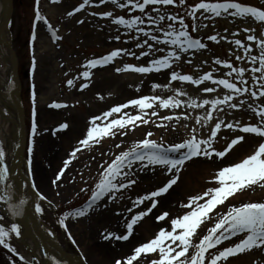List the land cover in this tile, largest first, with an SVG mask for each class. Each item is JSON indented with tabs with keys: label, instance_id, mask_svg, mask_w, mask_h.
Returning a JSON list of instances; mask_svg holds the SVG:
<instances>
[{
	"label": "rangeland",
	"instance_id": "rangeland-1",
	"mask_svg": "<svg viewBox=\"0 0 264 264\" xmlns=\"http://www.w3.org/2000/svg\"><path fill=\"white\" fill-rule=\"evenodd\" d=\"M191 3H190V2ZM225 0H205V2H221ZM248 3L250 5L259 6L264 8V0H236ZM121 3L125 0H120ZM201 2V0H187L185 5L175 6H159L161 13L167 15H177L184 18L185 23L189 25V32L193 37L202 39L206 45L205 49L199 51H189L188 53H178L181 56L179 61L173 62V68L162 70L160 73L152 72L147 74L135 73L132 71L117 72V68H123L125 65L134 66H147L151 59H160L167 55L168 51H172L171 47L165 45L155 44L153 41L149 43L153 44V52L149 57H142L137 59L135 55L131 53L140 54L142 51L147 50V46L144 49L136 47L138 42H143L144 37L141 32L137 30H129L122 26H117L111 23L110 18L102 19L100 15H93V13L100 14L107 11L113 12V17L124 16L126 19H131L136 15H141L145 19L143 27L146 31L151 32L153 35H157L163 38V30H169L168 25L172 23L165 19L159 23V26L151 25L147 19L140 14L138 10L133 11L130 8L120 9L117 6L111 4H100L99 0H90L89 4L85 6L84 11L76 13L73 16H68L69 11H73L76 7L83 3V0H63L60 3L50 5L49 0H42L39 4V12L48 20V24L52 26V29L56 31V34L61 37V41H54L51 39V32L48 31V27L41 21L33 19L37 13V4L35 0H15V13L14 23L12 28V35L14 39V45L20 56V77L22 82V95L24 97L26 111L30 106L28 98L32 95L33 109L37 107L39 101L40 112L46 109L47 111H53L50 107L53 103L64 102L68 107L59 113L57 120L50 121L42 116H38V120L35 123L36 133L34 139V151L32 156V165L28 169V173L38 183L37 174L35 169L44 170L47 173L46 189H37L39 195L46 197L41 204L42 211L45 214L47 221L60 231V239L63 245L73 255L80 257L84 255V258L88 264H115L117 259L126 257L131 254L136 246L146 242V235H144L145 229L142 227L133 229V238L128 243L126 250L119 251V246L125 244H119L116 239H104V235L112 233L113 235H121L127 232L126 225L130 222L131 218L141 211H146L151 207L152 201L145 200L144 203L137 205L135 201L138 198H142L149 195L151 192L159 189L168 179L170 174L167 169L161 165L142 167L139 162H136L132 166V170L129 172V178L135 180L136 183L131 185L127 189L115 194L116 198L105 197L94 208L90 209L88 213L82 217H77L75 212L86 206L87 202L91 198V195L95 191V185L99 182L101 174L104 171L100 167L101 164L107 166L116 156L121 153L130 150L136 143L146 138L147 132L151 131L154 135L151 137L158 144L164 147H169L175 143L184 142L192 135L191 129L197 130L198 138H207L210 129L214 127V124L223 121L221 131L218 133L217 139L214 142V147L217 150L223 149L226 144L230 143L232 139H235L239 135H245L238 130L234 131L226 127L227 123H240V124H254L258 123V118H254V114L250 109L240 108L239 110L231 109L227 106H223L224 111L213 113L212 121H204V126L195 123L197 117L205 116L210 111V106L205 108H188L187 104L191 100H196L198 103H202L204 99L222 98L223 94L227 93V90L222 89V86H214L211 81H206L204 84L197 87L196 85L188 82L171 81V71H176L181 75H192L194 79H199L201 75L208 72L213 73L214 79L228 78L225 73L228 69L223 65H216L214 61L220 59L221 61H227L232 63L234 67H244L249 69L251 65L248 63L247 58L237 61L236 55L243 57V49H238L233 43L235 39H240L246 44L252 42L247 41V35L243 31L244 28H253L254 32L251 33L256 36L257 42L264 39V24L257 22L251 17H231L224 14L220 17L212 16L210 13H197V19H186L187 11L194 5ZM179 3V0H178ZM53 11H49L50 9ZM152 16H156V13L151 10V6L146 10ZM83 20L84 23H78ZM197 27L196 31H192V26ZM207 25V27H205ZM173 27L179 30L180 25L178 23L173 24ZM227 30V31H225ZM237 32L239 36H233L231 33ZM35 35V39L33 36ZM210 35H217L219 43L210 41L208 37ZM120 39L117 40L116 37ZM139 36L137 41L135 37ZM223 37H227L224 39ZM47 43H44V42ZM50 45V47H49ZM50 48V51L47 50ZM163 48L161 52L158 49ZM117 49H127L128 52L122 53L116 57L114 63L108 67L105 65L101 70H90L91 75L88 79L82 77V72L89 70L85 68V65L92 59L101 58L112 51ZM253 55L259 54L258 46L253 47ZM189 61H191L189 63ZM30 65L32 67H30ZM38 68L40 69L37 73ZM51 70V83L47 86L53 87V95L49 100H45V96H48L51 92L49 89H45L48 93L41 94L39 86V77L36 75L43 74L46 70ZM111 75L117 77H124L122 83H127L125 89H119V86L115 81L109 80ZM159 77L161 79V87L153 89L148 88L147 91L139 89L136 86V81L148 82ZM246 78L249 79L250 87L253 85L251 80V73H246ZM73 80V85L69 86L67 81ZM231 79V78H229ZM87 84L86 88L81 89V85ZM129 85V87H128ZM29 87L31 91L28 92ZM205 87H216L217 91L214 93H206L203 91ZM176 91H181L184 95L178 97L182 101L181 107L176 109H163L156 106L151 109H146L151 123L141 124L136 128L134 134L126 136L120 134L117 130L115 138L105 137L98 144H93L89 148L83 149L77 153V157L74 158L71 170H68L66 174L60 177L57 184L53 183L56 179L58 171L63 167L64 161L70 158V153L76 147L80 146L79 141L86 136V131L90 126V121L95 116H102L104 112L109 111L111 108L128 103L131 99L141 98L145 95L159 96L161 98H169L175 96ZM36 97L38 99H36ZM40 99V100H39ZM248 102V104H258L259 101H255L248 96L241 97ZM236 102V101H234ZM52 108V109H51ZM159 112V117H153L150 114L153 112ZM54 112H56L54 110ZM126 113L132 115L139 114V110L133 107L123 109L121 113L113 114L109 120L120 119L124 117ZM164 115H171L174 117L172 121L162 120L160 117ZM188 115L190 118L184 120L183 116ZM176 117L181 119L177 120ZM54 118V117H53ZM79 120L80 131L76 133L74 137L71 134H66L72 127L71 120ZM49 122H46V121ZM175 122H178L176 125ZM67 123L70 125L65 131H60V125ZM101 124V121H97ZM139 123V122H137ZM157 123H162L166 127H157ZM187 126V127H186ZM137 133V134H136ZM69 136V137H68ZM67 137L66 139H64ZM72 137V138H70ZM245 141L234 146L233 150L229 152L224 160H228L223 163V166H230L238 161L237 151H240V147L247 141V139L255 140L253 144H257L260 138L251 134L245 136ZM135 140V141H134ZM117 144L122 147H116ZM255 146H258L255 145ZM243 154V153H242ZM241 154V155H242ZM102 156L99 161L95 159V156ZM213 159L209 160L204 157L193 158L187 161L185 166L180 171V178L176 185L168 192V194L158 201L156 208L152 209L151 213L143 217L137 222L138 226L145 221H155L156 217L164 212H168L169 216L162 222L164 228H169L170 221L173 218L180 216L187 210L181 205L185 203L190 196H183L178 203L172 205H165L164 200L171 198L180 187L187 188L188 174L192 170L209 164L211 166L209 176L211 179L205 178V186L214 187L215 176L220 169H216L212 163ZM76 163V164H75ZM213 165V166H212ZM128 171V169H125ZM157 177L155 178V176ZM183 175V176H182ZM182 177V178H181ZM195 181V178L192 179ZM58 185V186H57ZM192 186V185H191ZM38 188V186H37ZM124 190V191H123ZM200 193V192H199ZM196 193V194H199ZM193 196V195H192ZM240 196L242 199L240 202L234 201V198ZM252 197H257L253 199ZM247 202H264V189L253 188L252 190H246L243 193H237L235 197L229 199L226 205L220 206L217 211L226 208L230 205H241ZM2 204H0V223L3 225H9V242L21 253L23 257V245L18 242V238L14 233H11L10 225L12 224L9 216L3 210ZM68 215V219L65 220L67 228L61 225L60 221L63 216ZM58 215V222H56V216ZM215 216V213H213ZM169 222V225L167 223ZM136 224V225H137ZM213 221H209L207 226H211ZM135 225V226H136ZM134 226V227H135ZM157 227V228H156ZM152 232L151 239L155 237L158 232L156 226ZM141 229L143 237L141 235ZM205 225H202L198 230V233L202 235L204 233ZM134 231L136 234H134ZM138 232V233H137ZM195 240V238H193ZM238 241L237 238H233ZM16 241V242H15ZM223 246H230L232 241H225ZM1 246V245H0ZM103 253L112 251V254H108L107 258H103L96 251V247ZM125 251H128L125 253ZM240 257V258H239ZM25 258V256H24ZM151 257H141L140 261L136 264H149ZM10 263V260H8ZM23 264H30L24 259ZM0 264H8L7 261H1ZM228 264H264V247L255 248L251 251H245L236 256L230 257Z\"/></svg>",
	"mask_w": 264,
	"mask_h": 264
},
{
	"label": "snow or ice",
	"instance_id": "snow-or-ice-1",
	"mask_svg": "<svg viewBox=\"0 0 264 264\" xmlns=\"http://www.w3.org/2000/svg\"><path fill=\"white\" fill-rule=\"evenodd\" d=\"M53 3H58L59 0H52ZM90 0H83V3L76 7L73 11L67 13L68 16H73L76 13L81 12ZM111 3L120 9L130 8L133 11L138 10L140 14L147 19L151 25L159 26V23L165 21L169 23L168 29L163 30V38L153 35L151 32L146 31L142 25L145 23V19L141 15H136L131 19H126L124 16L113 17V12L107 11L104 13L93 15H100L102 19L110 18L111 23L117 26H122L129 30H137L141 32L144 37L143 42H138L136 47L144 49L147 46V50L142 51L140 54L131 53L135 55L139 60L142 57H149L153 52V44L149 41L155 42L158 45H165L171 47L173 50L168 51L167 55L160 59H151L147 66H134L125 65L123 68H117V72L132 71L135 73L147 74V73H160L162 70L172 69L173 62L179 61L181 56L178 53H188L189 51H199L206 48V45L201 42L200 39L194 38L189 32V25L185 23L184 18L177 15H165L161 13L159 6H175L177 0H125L121 3L120 0H99L100 4ZM186 0H179L180 5H185ZM37 4V21H44L48 30L51 32L53 40H59L60 37L56 34V31L52 30V26L48 24L45 17L39 12L40 0H36ZM151 6V10L156 13V16H152L146 12ZM210 13L212 16L220 17L227 14L231 17H251L255 21L264 24V10L254 6H245L239 2H233V0H225V2H201L195 4L188 10V15L197 19V13ZM78 23H84L83 20ZM178 23L180 25L179 30L173 27V24ZM207 27V25H205ZM197 27L192 26V31H196ZM227 31V30H225ZM244 32L249 33L247 35V41L252 42L246 44L240 39L229 41L233 43L236 48L243 49V57L236 55V60L240 61L242 58H247L248 63L251 65L249 69L244 67H234L232 63L227 61H221L216 59L214 63L216 65H223L228 69L225 76L228 78L214 79L213 73L201 75L199 79H194L192 75H181L176 71H171V81L188 82L190 84L199 87L206 81H211L214 86H222V89L227 90L226 94L222 95V98L204 99L202 103H198L196 100H191L188 104V108H205L210 106V111L205 116L197 117L195 123L204 126V121H212L213 113L219 109L224 111L223 106H227L231 109L239 110L240 108L250 109L254 114V118H258V123L254 124H240V123H227L226 127L234 131L238 130L244 134H254L255 137L260 138L257 141L258 146L253 152L247 155L246 158L233 163L230 166L222 167L215 176L214 187H208L205 191L198 195L191 196L181 207L187 211L180 216L171 219L170 230L169 228H161L154 238L148 242L142 243L136 246L132 253L126 257L117 259L115 264H136L140 261L141 257H147L153 255L149 264H228L230 257L236 256L245 251H251L255 248L264 247V202H247L241 205H230L226 208L217 211L220 206L227 204L230 198L235 197L237 193H243L246 190H252L253 188L264 189V39L257 42L253 28H244ZM233 36H239V33H231ZM227 39V37H223ZM35 39V36H33ZM120 39L119 36L116 37ZM139 41L140 37H135ZM210 41L219 43L217 35H210L208 37ZM258 46L259 54H251L253 47ZM159 51L163 52L164 49L160 48ZM128 52L127 49H117L110 54L105 55L99 59H92L86 65L85 68L89 69L82 72V77L86 80L90 77V70L98 66H105L111 63L116 57L122 53ZM191 61H189L190 63ZM251 73V80L254 82L250 87L249 79L246 78V73ZM231 78V79H229ZM69 86L73 85V80L67 81ZM88 85H81V89L86 88ZM161 85L154 84L153 89L159 88ZM206 93H214L217 91L216 87H205L203 89ZM184 95L181 91H176L175 96L169 98H161L159 96L145 95L141 98L131 99L128 103L111 108L109 111L103 113L102 116H95L89 122L90 126L86 131V136L79 141L78 147H76L70 153V158L64 161L63 167L58 171L56 179L53 180L54 184L63 176L64 171L72 163V159L77 157V153L81 152L85 148L98 144L105 137L115 138L117 130L120 134L127 136L130 131H135L141 124H148L153 121L147 119L149 113L146 109H151L159 106L163 109H176L180 108L182 101L178 97ZM248 96L255 101H259L258 104L252 105L241 97ZM236 101V102H234ZM133 107L139 110V114L132 115L126 113L124 117L120 119L109 120L113 114L121 113L123 109ZM52 108H61L65 105L53 103L50 105ZM153 117H159L160 113L153 111L151 114ZM162 120L172 121L174 119L171 115H164L160 117ZM190 117L184 115L183 119L188 120ZM175 119L179 120L180 117ZM97 121H101L98 124ZM139 122V123H137ZM223 121L214 124V127L210 129V133L207 138H198L197 130L191 129L192 135L184 142L175 143L169 147H164L158 144L151 137L153 132L149 131L146 134V138L136 143L130 150L121 153L116 156L114 160L105 166L101 164L100 167L104 169L101 174L99 182L95 185V191L91 195V198L87 202L86 206H83L75 215L82 217L88 213V211L94 208L105 197L115 199V194L122 189H127L136 181L129 178V172L132 170V166L139 162L142 167L161 165L164 166L170 174L167 182L161 186L158 190L151 192L142 198H138L135 203L137 205L144 203L145 200H151L152 204L146 211H141L134 215L130 222L127 223L126 234L113 235L107 233L104 235V239H116L118 241H127L133 232L134 226L143 217L149 215L152 209L156 208L158 201L154 198L165 194L174 185L177 184L180 176L179 173L185 166L187 161L197 157H204L209 160L213 157L223 159L229 152H231L234 146L245 141L244 135H239L235 139H232L226 146L217 150L214 147V142L217 139L218 133L221 131ZM157 127H165L162 123H157ZM187 127V126H186ZM68 124L64 123L60 125V129H67ZM36 128L33 127V133ZM116 147H122L117 144ZM5 152L0 147V179H7L8 168L4 164ZM128 169V171H125ZM58 186V185H57ZM3 199V198H0ZM39 199L44 200L46 197L39 196ZM26 201L21 200L20 204H25ZM35 211L40 213L42 208L40 205H36ZM215 213V216H213ZM19 212L14 211L13 215H18ZM169 216L168 212H164L156 217L157 221H164ZM69 217L66 214L64 219L60 221L61 225L67 228L65 220ZM3 217H0L2 220ZM209 221H213L211 226H207ZM202 225H205L204 233L201 238V234L198 230ZM11 233H14L16 237L21 235L20 228L17 224L12 223L10 225ZM9 236V231L6 227L0 226V245L6 248L14 255L17 254L16 249L11 247L6 242V238ZM239 238L238 241L233 238ZM195 238V240L193 239ZM225 241H232L230 246H224L219 248ZM217 249L216 251H211ZM23 261L24 257H20Z\"/></svg>",
	"mask_w": 264,
	"mask_h": 264
},
{
	"label": "bare ground",
	"instance_id": "bare-ground-1",
	"mask_svg": "<svg viewBox=\"0 0 264 264\" xmlns=\"http://www.w3.org/2000/svg\"><path fill=\"white\" fill-rule=\"evenodd\" d=\"M54 8L49 11H53ZM1 19H2V10H1V1H0V23H1ZM7 36L9 37L10 40H12L10 33H7ZM2 34H0V114L3 115V118L0 117V140H2L5 144V147L8 150V164H9V168L10 171L12 172V176H14V173H16L17 170H19L20 173H22L24 176H26V171H27V167L25 165V163H21L19 169H15L16 167V161H17V149H18V136L20 133V128H19V119L15 110V107L13 105V102L8 94L7 91V85L11 79V76L13 74V69H14V64L13 61L11 59V56L9 55L6 47L4 46L3 42H2ZM44 43H47L46 41ZM50 47V45H49ZM50 51V48L47 50V52ZM40 69L38 68L37 73ZM51 70H46L45 72H43V74L40 75H36V77H39V89L41 94L45 93L47 94L48 91L45 90L48 87L50 88V86H47L46 84H50L51 83V77L50 74ZM122 81L124 79V77H117L116 75H111L109 77V80L115 81L116 84L119 86V89H125L127 86V83H122L120 80ZM161 83V79L159 77H155L154 79H152L151 81L145 82H139L136 81V86L139 87V89L145 90L147 91L148 88H153L154 84H159ZM129 87V85H128ZM48 88V89H49ZM51 90H49L51 93L48 96H43L42 100L45 99L46 101L49 100L52 95H53V87L50 88ZM40 100V99H39ZM42 116H45V118L49 119L50 121L53 120H57V117L59 118V113L57 114V112H53V111H47L46 109L40 112L39 117L41 118ZM54 117V118H53ZM46 122H49L48 120ZM169 123V121H167ZM72 123V127L70 129V131H68L66 134H71L72 137H74L76 135V133H79L80 131V125L81 123H79V120L76 119L75 124H74V120H71ZM175 124L177 125L178 122H175ZM166 127V126H165ZM172 126L166 127V128H171ZM136 132V130L134 131ZM133 131H130L129 134L126 136L127 138L129 137V135H132ZM137 134V133H136ZM69 137V136H68ZM70 137V138H72ZM67 137H65L64 139H66ZM135 141V140H134ZM255 140L252 139H247V141L240 147V151H237V157L239 158V160L247 157V155H249L251 152H253L255 150V148L257 146V144H253ZM252 145L254 147H252ZM243 153V154H242ZM242 154V155H241ZM102 156H95V159L97 161H99V159H101ZM228 160H224V159H219V158H215L211 164L214 165V167H216V169H221L223 166V163H225ZM237 161V162H238ZM212 165V166H213ZM1 167V166H0ZM211 166L209 164L207 165H203L201 167L196 168V170H192L190 171V173L188 174V178H187V183L186 185H188L187 188H184L183 186L180 187V189L175 192V194H173V196L170 198H167L164 200V204L165 205H172L178 203V201L181 199V197L183 196H192V195H198L196 193H202L203 191H205L204 189L207 187L205 186V181L203 179L208 178L211 179V176H209V172H210ZM209 171V172H208ZM35 172L37 174V181L38 183L35 181L36 183V188L38 186L37 189H46L47 190V184H46V179H47V173H44V170H41L40 168L35 169ZM183 176V175H182ZM157 177V175L155 176V178ZM193 177L195 178V181H193ZM182 178V177H181ZM1 180V179H0ZM28 182L26 181V179H23L22 185L24 188L27 187ZM15 185L18 188V195L20 196V198L22 200H27V208L22 207L21 205V211L23 213V215L26 217V221H27V225L28 227H35V220H36V215L34 212H32V208H30V202L31 199L28 198L27 196H23L22 195V189H20V186L18 184L17 181H15ZM192 185V186H191ZM199 193V194H200ZM33 197V195H32ZM31 197V198H32ZM253 199H257V197H252ZM35 202L38 201V199L36 197L32 198ZM241 197L237 196L236 198H234V201L236 202H240L241 201ZM145 229L144 231V235H146L147 239L146 242H148L151 239L152 236V232L156 227V224L150 220L145 221L144 223L141 224L140 227H142ZM157 228V227H156ZM152 231V232H151ZM141 235L143 237V233H142V229H141ZM34 239L29 240L25 235H24V241L26 242V244L30 247L34 257L39 258L42 262L41 264H65L64 261L62 260V258L57 254L56 251L54 250H50V249H39L38 247H36V244L38 242L41 241L40 237H33ZM98 248H102L101 246L96 247V251L102 255L103 258H107L108 254H112V251H108V253H103L101 252V250H99ZM120 249H118L119 251L122 250H126L128 248L129 251V245L126 244L124 246H119ZM47 251V252H43V251ZM128 251H125V253H127ZM240 258V257H239ZM30 260H32V258L30 257ZM76 260L80 261L83 260L82 258L79 259L76 257ZM81 262V261H80ZM77 264V263H75ZM82 264V263H81Z\"/></svg>",
	"mask_w": 264,
	"mask_h": 264
},
{
	"label": "water",
	"instance_id": "water-1",
	"mask_svg": "<svg viewBox=\"0 0 264 264\" xmlns=\"http://www.w3.org/2000/svg\"><path fill=\"white\" fill-rule=\"evenodd\" d=\"M1 1V5H2V19H1V23H0V34H2L1 39L8 45V47L10 48V51L12 52V54L14 55L15 61H16V68H15V73L14 76L17 77V60H16V54L14 52V50L12 49V46L10 45V43L6 40V38L4 37V32L6 27L9 25L10 21H11V17H12V13H13V0H0ZM10 93L13 97V92L12 89L10 88ZM18 113L20 114L21 117V123H22V131L24 130V113H23V108L22 106H18L17 107ZM22 139V138H21ZM22 143H23V139L21 140V147H22ZM20 223L25 227L24 222L20 221ZM26 232L32 236L26 229ZM60 254H62L64 256V258L66 259V261H68V264H74V262L72 261V258H70L69 256H67L63 249L58 245L57 242H55V247H54Z\"/></svg>",
	"mask_w": 264,
	"mask_h": 264
}]
</instances>
